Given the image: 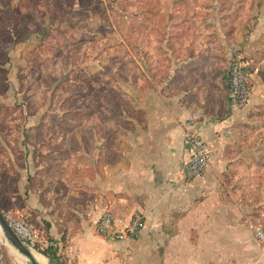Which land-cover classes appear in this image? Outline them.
I'll use <instances>...</instances> for the list:
<instances>
[{"label":"crops","instance_id":"0c3cea01","mask_svg":"<svg viewBox=\"0 0 264 264\" xmlns=\"http://www.w3.org/2000/svg\"><path fill=\"white\" fill-rule=\"evenodd\" d=\"M192 1L180 3L173 20H153L150 37L159 50L147 48L145 65L115 78L112 69L105 79L87 71L92 114L80 115L77 131H41L40 144L33 140L38 132L27 145L23 133L17 136L11 153L18 188L4 193L9 215L46 233L60 263L264 264V243L250 228L264 226V6L250 5L257 21L246 36L247 24L228 0L216 19L199 14ZM229 28H237L236 37L227 36ZM231 54V62L243 59L256 71L241 110L228 101ZM80 103L78 111L90 108V101ZM186 122L212 149L205 180L182 172ZM105 210L141 213L144 225L137 236L105 238L95 226ZM4 256L0 246V264H27Z\"/></svg>","mask_w":264,"mask_h":264},{"label":"rangeland","instance_id":"374dc122","mask_svg":"<svg viewBox=\"0 0 264 264\" xmlns=\"http://www.w3.org/2000/svg\"><path fill=\"white\" fill-rule=\"evenodd\" d=\"M4 1L10 4L8 0ZM187 1L189 0H14L11 3L14 11L10 14H15V17L17 14L22 23L30 21L35 24L34 29L38 31L8 53L0 52V212L3 215H9L11 200L10 195L4 193L11 194L18 184V175L12 169L14 156L11 153L12 143L16 146L21 142L17 136L31 125L39 126L42 130L38 131L33 140L40 144L44 138L41 131H77V119L80 115H84V112L92 114L94 94L87 84L93 81V76L87 71L91 74L96 71L97 79H105L103 72L110 73L107 69H112L108 76L115 78L119 73L145 65L146 58H142V55L147 57V48L159 50L151 42L150 36L156 34L157 30L155 26L152 27L153 20H173L178 15L180 3ZM225 1L192 2L199 14L216 19L214 13L217 14ZM252 3L264 6V0L227 1L230 8L234 7L244 18L248 30L246 36L251 34V25L257 21V17H252L249 13ZM205 5L212 9L205 8ZM232 17L234 16H229ZM44 24L47 25L46 28ZM142 24L149 26L142 27ZM236 29L229 28L227 36L236 37ZM158 30L161 31L162 28ZM7 38L9 40L8 35ZM232 54L229 55V64ZM96 67H104V71L99 69V73ZM82 100L86 103L90 101V108L83 112L77 110ZM20 106L22 110L19 109ZM19 115L23 116L22 119H13ZM50 115H60L63 121L39 123L41 117ZM84 126L85 132L91 130V121ZM22 143L27 145L26 140ZM70 146H77L74 139L70 140ZM14 215L19 217L15 213ZM0 246L5 259L17 261L13 247L1 230ZM32 252L42 255L39 251Z\"/></svg>","mask_w":264,"mask_h":264},{"label":"built area","instance_id":"2783aa9c","mask_svg":"<svg viewBox=\"0 0 264 264\" xmlns=\"http://www.w3.org/2000/svg\"><path fill=\"white\" fill-rule=\"evenodd\" d=\"M255 70L245 62L234 60L228 69V101L233 110L244 109L250 102ZM183 134L184 147L188 156L183 161L182 172L186 179L205 180L212 160V149L208 142L194 130L191 122H186ZM231 134V131L227 132ZM6 221L20 240L32 251H39L48 245L40 232L27 220L15 215L5 216ZM144 225V216L135 213L123 217L105 210L97 222L99 235L112 240H123L137 236ZM256 238L264 243V226L250 224Z\"/></svg>","mask_w":264,"mask_h":264},{"label":"trees","instance_id":"16d2710c","mask_svg":"<svg viewBox=\"0 0 264 264\" xmlns=\"http://www.w3.org/2000/svg\"><path fill=\"white\" fill-rule=\"evenodd\" d=\"M8 1H10L9 2L10 4L5 3L4 0H0V38L5 41L4 42V41L0 40V52H3V53H8L18 43L24 42L32 34H34L38 31L37 29L36 30L34 29V27L36 26L35 24H32L30 21H27V22L25 21L24 23H22V21L20 20V18L17 14H16V17H15V14L14 15L10 14L14 11L13 6L11 5V3L14 0H8ZM50 24H51V22H50ZM46 26L47 25L44 24V28H46ZM44 31L46 32L47 29H45ZM7 35L9 36V40L7 38ZM6 41H7V43H6ZM8 42L10 43L9 46H8ZM240 61L245 62V60H243V59H240ZM228 75H229L228 72H226L225 73V79L227 81H228ZM56 87H58V86H56ZM19 109L22 110V107L20 106ZM22 117H23L22 115H19L18 118L15 117L13 119L14 120L17 119L16 121H18V120L22 119ZM40 130H42V128L39 126L25 129L23 132L25 140H27L29 138V136H30L29 134L31 132H38ZM12 136H15V134H13ZM11 146L13 148H15L17 145L14 146V143H12ZM40 234L43 237H47L46 233L44 234L43 232H40ZM53 243H54L53 240H51L49 238L48 239V246H46L44 249L40 250V253H42L44 256L49 258L50 261L57 260L59 262V256H57L58 250L56 248H54ZM44 256H42V257L44 258ZM46 261L48 263V260H46ZM61 264H63V263H61Z\"/></svg>","mask_w":264,"mask_h":264},{"label":"water","instance_id":"95a60500","mask_svg":"<svg viewBox=\"0 0 264 264\" xmlns=\"http://www.w3.org/2000/svg\"><path fill=\"white\" fill-rule=\"evenodd\" d=\"M0 230L3 232L8 243L13 247L14 250L24 255L28 259L29 264H40L32 250L29 249L15 234L13 229L10 227L8 222L6 221L5 216L0 212Z\"/></svg>","mask_w":264,"mask_h":264},{"label":"bare ground","instance_id":"6f19581e","mask_svg":"<svg viewBox=\"0 0 264 264\" xmlns=\"http://www.w3.org/2000/svg\"><path fill=\"white\" fill-rule=\"evenodd\" d=\"M34 254V256L36 257L37 261L40 263V264H47L46 261L44 260V258L42 256H40L39 254H36L35 252H32ZM14 254L19 256L22 260H26V262L28 263V259L20 254L19 252H17L16 250L14 251Z\"/></svg>","mask_w":264,"mask_h":264}]
</instances>
